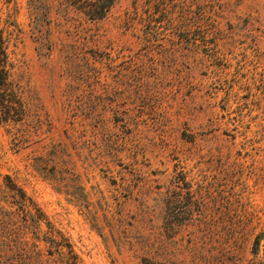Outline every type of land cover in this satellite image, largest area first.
Masks as SVG:
<instances>
[{
  "label": "rangeland",
  "instance_id": "obj_1",
  "mask_svg": "<svg viewBox=\"0 0 264 264\" xmlns=\"http://www.w3.org/2000/svg\"><path fill=\"white\" fill-rule=\"evenodd\" d=\"M65 3L0 0L11 262L264 264V0Z\"/></svg>",
  "mask_w": 264,
  "mask_h": 264
},
{
  "label": "trees",
  "instance_id": "obj_2",
  "mask_svg": "<svg viewBox=\"0 0 264 264\" xmlns=\"http://www.w3.org/2000/svg\"><path fill=\"white\" fill-rule=\"evenodd\" d=\"M116 0H66V11L73 9L82 13L89 19H100L105 16ZM5 39L0 34V87L3 88L0 94V105L6 113L14 111L16 108L10 105L11 98L7 97L6 91L12 92L11 72L7 62V54L5 51ZM50 239V238H49ZM12 239L8 238V232L4 227L0 228V264H13L11 262L13 255ZM53 238L50 239V244L54 245Z\"/></svg>",
  "mask_w": 264,
  "mask_h": 264
}]
</instances>
